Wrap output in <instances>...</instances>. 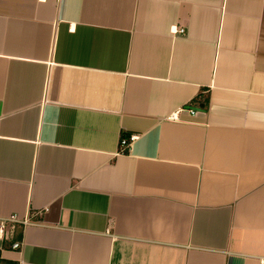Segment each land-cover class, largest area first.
I'll return each instance as SVG.
<instances>
[{
  "label": "crops",
  "instance_id": "1",
  "mask_svg": "<svg viewBox=\"0 0 264 264\" xmlns=\"http://www.w3.org/2000/svg\"><path fill=\"white\" fill-rule=\"evenodd\" d=\"M13 215L10 264H262L264 0H0Z\"/></svg>",
  "mask_w": 264,
  "mask_h": 264
},
{
  "label": "built area",
  "instance_id": "2",
  "mask_svg": "<svg viewBox=\"0 0 264 264\" xmlns=\"http://www.w3.org/2000/svg\"><path fill=\"white\" fill-rule=\"evenodd\" d=\"M185 30L184 28H180V29H173V33L177 34V33H184ZM190 112L195 113V111L190 110ZM178 114L174 113L172 114L171 118L172 119H177ZM137 138V136L132 135L130 137H126V136H122V138L120 139V152H126L130 146V144L135 141V139ZM18 222H22L20 220V218H18L17 216L13 215L10 216L8 218H3L0 219V237L2 239H8L10 238L11 240L13 239L14 233H15V228H16V224ZM23 223H27V220L23 221ZM20 242H13L12 246L14 249H18L20 248ZM264 264V262L262 263Z\"/></svg>",
  "mask_w": 264,
  "mask_h": 264
},
{
  "label": "trees",
  "instance_id": "3",
  "mask_svg": "<svg viewBox=\"0 0 264 264\" xmlns=\"http://www.w3.org/2000/svg\"><path fill=\"white\" fill-rule=\"evenodd\" d=\"M0 263L10 264V262H6L0 258Z\"/></svg>",
  "mask_w": 264,
  "mask_h": 264
}]
</instances>
